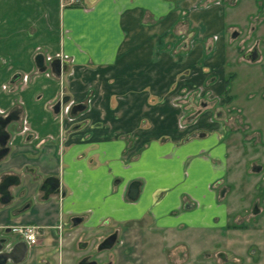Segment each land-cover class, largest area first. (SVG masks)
I'll list each match as a JSON object with an SVG mask.
<instances>
[{"label":"crops","instance_id":"0c3cea01","mask_svg":"<svg viewBox=\"0 0 264 264\" xmlns=\"http://www.w3.org/2000/svg\"><path fill=\"white\" fill-rule=\"evenodd\" d=\"M225 1L0 0V109L20 104L33 134L21 122L9 127L0 182L19 179L15 220L29 215L20 186L47 176L65 190L64 209L87 225L148 219L174 227L207 216L228 145L213 110L195 108L191 97L198 88L226 90ZM39 53L61 58L67 71L36 74ZM15 73L29 74L27 85H12ZM61 91L86 102L75 124L50 110ZM185 99L195 108L187 122ZM133 180L140 181L136 200L127 196Z\"/></svg>","mask_w":264,"mask_h":264},{"label":"flooded vegetation","instance_id":"af4514ba","mask_svg":"<svg viewBox=\"0 0 264 264\" xmlns=\"http://www.w3.org/2000/svg\"><path fill=\"white\" fill-rule=\"evenodd\" d=\"M44 60L47 70L41 73L61 77L63 72L61 75H56L51 70L50 64L53 59L44 58ZM19 74L15 81L12 82L11 78L10 83L13 85L20 82V85H27L29 75ZM64 99L65 101H63ZM57 103H59L58 112L55 111ZM79 103L83 102H77L69 93L61 91L49 107L53 114L59 117V120H67L75 124L76 118L86 109L85 107L72 115L73 107ZM18 122L22 124V131L31 138L33 134L30 132L28 118L24 117V109L20 104H14L7 110L0 109V152L6 149V152L0 157V161L9 153L8 143L12 132L9 127ZM225 174L226 171L216 184L219 199L209 208L207 216L200 221L193 220L186 226L194 230H209L210 233L212 232L211 234H219L214 247L209 250H200V264H204L203 261L209 259L211 263H218L212 259L214 256L218 258V264H231V254L248 258L249 261L246 264H254L258 260L257 256L255 257L256 253H260L259 244L264 242V168L262 164L254 162L247 168L244 179L248 184L251 182L252 184L249 185V191L246 194L239 195L241 197L239 204L237 200L228 199L233 192L234 185L232 182L224 180ZM36 177L38 179L39 176ZM34 181L40 182L27 190V203L23 207L27 208L29 215L27 221L24 222L15 220L12 214L18 195L17 192L12 191V187L19 185V179L5 176L0 182V264H123V261L124 264H129L131 262L130 258L133 255V252L130 254L131 249H128L129 251L123 257L118 254L104 253L117 244H124V241L119 238V228L111 230L112 221L106 220L97 226L85 224L84 216L64 209L62 199L66 192L60 188L59 179L47 176ZM37 206L40 209L36 212ZM186 208L190 212L194 209V204L188 202ZM42 211L46 214L45 217L34 216ZM75 217L82 219L76 224ZM143 221L145 219L129 220L123 222L121 226L128 227L136 223L138 227L142 228L139 223H143ZM81 224L89 230L87 231L89 233L85 231L79 233L75 230V227ZM146 224L159 227L152 222ZM24 227H27L28 230L33 229L37 233L35 243L26 241L20 231ZM13 232H17L18 236L14 237ZM113 235L115 237L111 244ZM96 236H98L97 239H95ZM163 237L165 241L170 239L169 235ZM24 249L25 254L20 260ZM186 253L189 255L188 257L193 254L189 249Z\"/></svg>","mask_w":264,"mask_h":264},{"label":"rangeland","instance_id":"374dc122","mask_svg":"<svg viewBox=\"0 0 264 264\" xmlns=\"http://www.w3.org/2000/svg\"><path fill=\"white\" fill-rule=\"evenodd\" d=\"M225 6L227 8V26L224 32L227 47L226 90L216 96L211 91L200 94L201 89L198 88L191 98L196 100L195 108L212 109L213 119L220 120L223 124V139L228 145L224 180L234 185L228 199L237 200L239 204L241 198L239 195L246 194L249 185L252 184V182L248 184L244 179L247 168L252 162L262 164L264 168V0L234 2L226 0ZM234 32H237L235 37L232 36ZM256 45L260 52L259 59L255 62L245 59L244 55ZM34 72L39 74L41 71L36 69ZM182 105V120L187 122L195 108L191 110L188 99L183 100ZM195 117L196 115H193L192 119ZM4 160L0 161V170L9 166ZM39 182L27 178V182L22 184L20 189H31ZM217 187L215 185L219 199ZM126 191L127 187L121 190V194L123 193L125 200L129 201ZM119 192V189L113 188V195ZM39 209L40 207L37 206L36 212ZM147 221L148 219H145L143 223H139L142 229L136 223L122 227L121 221L115 220L111 230L119 228V238L124 244H117L104 253L123 257L131 249L130 254L133 252V255L129 264H200V250H209L218 241L219 234H211L209 230H194L186 225L169 228L148 226ZM75 230L79 233L89 231L83 224L77 225ZM166 235H169L170 239L165 241L163 236ZM13 236H18V233L13 232ZM259 246L260 253H256L255 257L257 256L258 260L254 264H264V242ZM188 249L193 253L191 257L186 253ZM230 258H232L231 264H246L249 261L248 258L237 254H231ZM212 259L219 263L215 256ZM203 263L218 264L211 263L210 259Z\"/></svg>","mask_w":264,"mask_h":264},{"label":"water","instance_id":"95a60500","mask_svg":"<svg viewBox=\"0 0 264 264\" xmlns=\"http://www.w3.org/2000/svg\"><path fill=\"white\" fill-rule=\"evenodd\" d=\"M235 1V0H234ZM233 37L237 36V32H234L232 34ZM259 56H260V52H259V49L256 46L253 47V49L249 52H247L245 55H244V58L247 59V60H251L252 62H255L259 59ZM44 56L43 54L39 53L37 54V56L35 57V62H36V65L37 67L39 68V70L41 72H44L47 70V65L45 64L44 62ZM50 67H51V70L52 72H54L56 75H61L62 72L64 71H67L68 69V65L64 62H62L61 58H55L51 61V64H50ZM19 73H17L13 78H12V82L15 81L18 77H19ZM65 101V99L63 100ZM86 107L85 104L83 103H79L77 105H75L73 107V110H72V115H75L77 113V111H81L83 110L84 108ZM19 111V109H18ZM55 111L58 112L59 111V103H57L56 105V108H55ZM203 135V134H202ZM6 152V149L1 151L0 152V157ZM139 192H140V181L139 180H133L132 182H130L129 186H128V192H127V196L129 199L131 200H136L139 196ZM81 217H75L74 218V222L77 224L81 221ZM114 235L113 237L111 238V244L113 243L114 241ZM25 254V249L22 251V255L20 256V260L22 259V257L24 256Z\"/></svg>","mask_w":264,"mask_h":264},{"label":"built area","instance_id":"2783aa9c","mask_svg":"<svg viewBox=\"0 0 264 264\" xmlns=\"http://www.w3.org/2000/svg\"><path fill=\"white\" fill-rule=\"evenodd\" d=\"M74 3H79V0H65V4L70 5V4H74ZM203 91H200V94ZM20 231L22 232V234L24 235L26 241H28V243H35L36 238H37V233L33 230V229H27V227H24L22 229H20Z\"/></svg>","mask_w":264,"mask_h":264},{"label":"trees","instance_id":"16d2710c","mask_svg":"<svg viewBox=\"0 0 264 264\" xmlns=\"http://www.w3.org/2000/svg\"><path fill=\"white\" fill-rule=\"evenodd\" d=\"M78 3H74V4H70V5H77ZM226 84H227V81H226Z\"/></svg>","mask_w":264,"mask_h":264}]
</instances>
